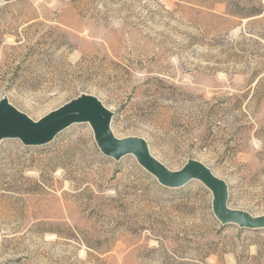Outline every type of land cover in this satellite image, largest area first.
I'll return each mask as SVG.
<instances>
[{
    "label": "rangeland",
    "instance_id": "obj_1",
    "mask_svg": "<svg viewBox=\"0 0 264 264\" xmlns=\"http://www.w3.org/2000/svg\"><path fill=\"white\" fill-rule=\"evenodd\" d=\"M80 94L264 216V0H0V98L38 120ZM198 180L105 156L88 123L0 142V264H264V228L221 224Z\"/></svg>",
    "mask_w": 264,
    "mask_h": 264
},
{
    "label": "water",
    "instance_id": "obj_2",
    "mask_svg": "<svg viewBox=\"0 0 264 264\" xmlns=\"http://www.w3.org/2000/svg\"><path fill=\"white\" fill-rule=\"evenodd\" d=\"M112 112L93 95L80 94L38 120L11 107L0 98V142L17 138L25 145H43L71 124L88 123L97 147L105 156L119 160L131 154L137 163L163 186L178 188L191 180L200 181L212 194V212L221 224L235 223L246 229L264 228V216L255 217L228 206V186L206 165L188 159L178 170H171L156 159L142 137H116L111 130Z\"/></svg>",
    "mask_w": 264,
    "mask_h": 264
}]
</instances>
